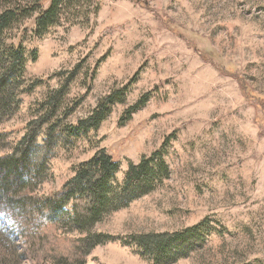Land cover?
Here are the masks:
<instances>
[{
	"label": "rangeland",
	"instance_id": "rangeland-1",
	"mask_svg": "<svg viewBox=\"0 0 264 264\" xmlns=\"http://www.w3.org/2000/svg\"><path fill=\"white\" fill-rule=\"evenodd\" d=\"M49 5L0 0V14L18 11L0 36V58L21 99L0 124V155L43 118L29 155L41 194L58 191L100 149L120 162L116 181L144 157L169 167L151 192L94 226L108 238L86 264H156L135 236L187 230L168 264H264V0H69L38 31ZM20 45L26 61L10 66L7 54ZM54 93L56 109L45 105ZM109 96L100 125L81 128ZM60 232L85 235L68 224ZM0 264H52L28 250L1 208Z\"/></svg>",
	"mask_w": 264,
	"mask_h": 264
},
{
	"label": "trees",
	"instance_id": "trees-1",
	"mask_svg": "<svg viewBox=\"0 0 264 264\" xmlns=\"http://www.w3.org/2000/svg\"><path fill=\"white\" fill-rule=\"evenodd\" d=\"M68 3L69 0H50L49 7L36 19L37 30L42 32L53 26ZM17 12L11 9L0 14V36L11 25ZM7 59L10 66H23L26 60L21 45L11 49ZM9 69L2 65L0 58V124L15 115L21 106L16 81ZM57 98L55 93L50 94L45 105L56 109L59 105ZM111 103L112 97H106L90 117L79 122L81 128L98 127L107 116ZM138 106L129 109L120 124L127 122ZM45 122L43 118L32 121L13 151L0 155V208L15 218L19 235L24 236L32 253L52 264H86L91 250L108 238L94 232V226L111 212L151 192L156 183L169 176V167L163 159H156V155L144 157L139 163H130L122 181H116L120 162L107 149H100L80 163L58 191L41 194L37 190L35 175L29 169V155ZM6 137L0 132V144H4ZM64 224L85 235L67 237L60 232ZM188 232L190 230L147 233L136 235L135 240L152 250L156 264H168L164 260L172 253L174 245L187 242ZM181 250L185 253L189 247H181Z\"/></svg>",
	"mask_w": 264,
	"mask_h": 264
}]
</instances>
